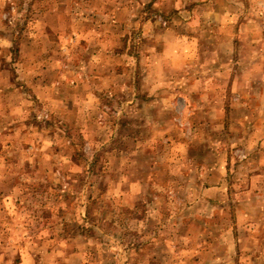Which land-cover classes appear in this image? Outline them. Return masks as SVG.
<instances>
[{
	"label": "rangeland",
	"instance_id": "obj_1",
	"mask_svg": "<svg viewBox=\"0 0 264 264\" xmlns=\"http://www.w3.org/2000/svg\"><path fill=\"white\" fill-rule=\"evenodd\" d=\"M259 249L264 0H0V264Z\"/></svg>",
	"mask_w": 264,
	"mask_h": 264
},
{
	"label": "crops",
	"instance_id": "obj_2",
	"mask_svg": "<svg viewBox=\"0 0 264 264\" xmlns=\"http://www.w3.org/2000/svg\"><path fill=\"white\" fill-rule=\"evenodd\" d=\"M223 123H224V122H223ZM226 124H227V123H226ZM222 125H223V124H222ZM222 128L224 129V128H226V127L223 125V127H222ZM242 139H244V137H242ZM228 164H229V163H227L226 167L228 166ZM201 197H202V196H201ZM205 200H206L207 202L209 201V200H208V199H206V198H205ZM251 202H253V201H251V197H249L248 199H246V198H245V201H244V203L250 204ZM209 203H210V202H209ZM261 209H263V207H261ZM247 210H248V209H247V207H246V209H245V213H244V214H245V216H251V215H252V213H251V212H250V213H249V212H247ZM262 254H264V249H262V250H261V249H259V251H258V254H257V255H259V257H261L260 255H262ZM255 255H256V254H255ZM253 257H255V258L257 259V256H253Z\"/></svg>",
	"mask_w": 264,
	"mask_h": 264
}]
</instances>
